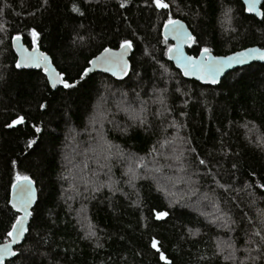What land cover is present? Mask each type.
I'll list each match as a JSON object with an SVG mask.
<instances>
[{
	"label": "trees",
	"instance_id": "16d2710c",
	"mask_svg": "<svg viewBox=\"0 0 264 264\" xmlns=\"http://www.w3.org/2000/svg\"><path fill=\"white\" fill-rule=\"evenodd\" d=\"M167 2L169 9L157 10L151 0H128L124 8L119 0H0V243L14 218L7 201L15 173L30 175L37 188L19 246L24 255L5 264H233L216 249L229 239L243 264H264L259 237L248 243L264 211V148L256 143L264 135V64L201 85L168 60L161 35L171 14L200 41L189 55L207 45L222 56L264 48V21L244 13L240 0ZM227 8L230 26L222 17ZM32 28L40 51L67 77L78 78L87 60L122 38L134 41L130 71L122 79L89 73L74 89L52 90L42 71L15 67L11 37L19 34L31 48ZM141 108L143 124L129 115ZM17 115L26 122L5 127ZM29 139L37 141L32 149ZM173 148L186 150V171ZM138 158L130 185L128 168ZM157 181L175 196L158 191ZM153 208L169 216L155 220ZM221 213L235 223L214 222ZM88 222L91 239L81 227Z\"/></svg>",
	"mask_w": 264,
	"mask_h": 264
},
{
	"label": "snow or ice",
	"instance_id": "6c2138e0",
	"mask_svg": "<svg viewBox=\"0 0 264 264\" xmlns=\"http://www.w3.org/2000/svg\"><path fill=\"white\" fill-rule=\"evenodd\" d=\"M127 3L128 0H119L120 8H124ZM151 3L157 10H166L170 7L167 0H151ZM242 4V11L244 13H248L254 18H259L261 21H264V2H262V0H242ZM72 11L80 13V9L77 8L75 4L72 6ZM232 11L231 8H227L222 12L223 22L229 24V26L232 21ZM80 15H83V13H80ZM163 29L161 35L164 37L165 55H167L169 59L175 60L177 67L181 70L184 76H194L196 79L211 85H218L220 83L221 75L226 68H230L233 65H243L253 59L264 61V48L260 47L244 48L240 51L231 52L228 55L218 56L213 54L211 47L204 45L199 48V55L189 56L185 54L184 46L187 45L188 47H192L193 45L200 43L197 36L193 35L181 20L173 18L171 14H169L167 19L164 20ZM29 35L31 36L30 49L20 43L21 36L19 34L11 37L12 47L16 50L18 57L15 59V67L20 69L22 67L27 68L32 66L42 69L47 78V83L52 89H57L58 87H62L65 90L74 89L80 81L84 80L90 72L97 68L102 69L106 73H110L113 77H117L118 79L127 76L130 71V64L128 59H126V56L134 48V41L131 39L122 38L118 43V47L115 49L112 47H103L98 55H94L92 59L86 61L87 65L90 67H84L78 78L73 79L67 77L64 71L57 70V68L53 66V61L49 56L40 51L38 47L40 33L35 28H32L29 31ZM168 37H171L176 43H168ZM76 39L81 42L85 41V38L79 35H77ZM39 107L45 109L46 104L41 103ZM143 112V108L139 111L130 109L129 115L133 121H138L143 124ZM25 122L24 116L17 115L10 121V123L6 124L5 127L12 128L16 125L24 124ZM93 122H95V120H93ZM244 127L247 128L248 125L245 124ZM35 130L36 132L41 131L39 127H36ZM249 131L251 132L252 129H249ZM256 143L259 147L264 148V135L257 137ZM36 144V140L29 139L27 142V148L32 149ZM172 151L173 159L180 162L179 170L186 171L187 167L190 166L186 165L183 159L186 150L180 149L177 151L176 148H173ZM187 151L194 153L195 149ZM138 159L140 160V163H137L134 167L132 164L135 162L132 161L128 168L127 175L129 176L128 183L130 185L138 178L136 168L143 162L142 158ZM197 159L200 165H206L204 159ZM12 163L15 165L16 161H13ZM233 167L235 168L236 166L233 165ZM155 171L160 172V167H156ZM168 179L171 180V177ZM190 179L191 177H189V180ZM33 185L34 181L32 177L19 171L15 173L14 178L11 180V198L8 199L7 204L10 205V208L14 213V218L12 219L9 229L6 231V242L0 244V264H4V260L7 257H17L18 255L23 257L24 255V251L21 248H14L13 246L19 245L21 240L25 237V233L29 232L27 224L29 217L33 216V211L30 209L33 208V204L37 199L36 189ZM259 187L264 189V184H260ZM157 190L165 192L166 195L175 196V193L169 192L167 187L161 185L159 181H157ZM204 198L207 199V195H205ZM213 207L219 211L217 205L214 204ZM151 211L155 220H163L169 216L168 211H160L155 208ZM86 219L87 218L85 217V220ZM213 219L214 222L217 220H223L221 226L226 228L229 227L230 224L235 223L231 217L224 213H221L220 216H216ZM259 225L260 229L254 230L251 233L248 243L254 242L251 237H259V246L264 247V211L260 212ZM81 227L85 230L84 238L91 239L96 236V231L94 230L95 226L91 222H88L86 225L81 224ZM191 234L194 235L195 233L192 232ZM151 247L157 252H160L158 241L155 238L151 241ZM216 249L226 261H232L233 264H243V262L236 256V252L239 249H237L235 242L232 239L218 240L216 243ZM160 259L166 260V257L162 252H160Z\"/></svg>",
	"mask_w": 264,
	"mask_h": 264
},
{
	"label": "water",
	"instance_id": "95a60500",
	"mask_svg": "<svg viewBox=\"0 0 264 264\" xmlns=\"http://www.w3.org/2000/svg\"><path fill=\"white\" fill-rule=\"evenodd\" d=\"M264 0H262V2H263ZM240 2L242 3V0H240ZM183 22V21H182ZM184 23V22H183ZM184 25H185V27L187 28V26H186V24L184 23ZM188 29V28H187ZM163 30L164 29H162V32H163ZM164 38V37H163ZM168 41L169 42H171V44H174V43H176V41L175 40H173L171 37H168ZM20 43L21 44H23L25 47H27V48H29L28 46H26L25 44H24V42H23V39H22V37H21V41H20ZM251 47H258V46H251ZM11 48H12V51H13V53H14V55H15V58H18L17 57V54H16V50L12 47V40H11ZM188 48V46L187 45H185L184 46V52H185V54L186 55H189L187 52H186V49ZM247 48H249V47H247ZM30 49V48H29ZM242 50V49H241ZM237 51H240V50H237ZM42 52V51H41ZM130 53H131V51L128 53V55L126 56V59H128L129 58V55H130ZM46 54V53H45ZM230 54V53H229ZM46 55H48V54H46ZM98 55V54H97ZM197 55H199V53L197 54ZM196 55V56H197ZM228 55V54H227ZM49 56V55H48ZM189 56H192V55H189ZM223 56V55H222ZM49 58H50V56H49ZM167 58H168V56H167ZM51 59V58H50ZM168 60L173 64V66L178 70V71H180L181 72V70L177 67V65H176V62H175V60H171V59H169L168 58ZM254 63H259V64H264V61H260V60H258V59H253V60H251V61H249L248 63H246V64H243V65H233L232 67H230V68H226L225 70H224V72L222 73V75H221V78H220V81L222 80V78L226 75V74H228L229 72H231V71H233V70H235V69H238V68H242V67H245V66H248V65H251V64H254ZM54 66V65H53ZM55 67V66H54ZM88 67H90L89 65H88ZM19 70H40V71H42V73L44 74V72H43V70L42 69H38V68H35V67H32V66H29V67H27V68H20ZM94 72H97V73H103V74H107V75H109V76H111V77H113L110 73H106V72H104L102 69H99V68H97V69H94L92 72H90V73H94ZM181 74H182V76H183V78L184 79H186V80H192V81H195V82H197V83H199V84H201V85H205V86H215V85H211V84H208V83H205L204 81H201V80H198V79H196V77H194V76H184L183 75V73L181 72ZM44 76H45V74H44ZM45 78H46V76H45ZM114 79H118L117 77H113ZM46 80H47V78H46ZM49 87H50V85H49ZM51 88V87H50ZM52 89V88H51ZM52 90H54V89H52ZM34 187H35V189H36V196H37V188H36V186H35V183H34V185H33ZM11 198V191H10V197H9V199ZM36 201H37V199H36ZM36 201L34 202V204H33V208H34V206H35V204H36ZM32 208V209H33ZM32 209H30V210H32ZM29 221H30V217H29ZM29 221H28V224H29ZM28 224H27V227H28ZM25 235H26V233H25ZM25 238V237H24ZM24 238L21 240V242H20V244L19 245H14L13 247L14 248H16V247H19L22 243H23V241H24ZM6 241H4L3 243H5ZM3 243H0V244H3ZM14 257H7V258H5V260H4V264L7 262V261H10V260H12Z\"/></svg>",
	"mask_w": 264,
	"mask_h": 264
},
{
	"label": "rangeland",
	"instance_id": "374dc122",
	"mask_svg": "<svg viewBox=\"0 0 264 264\" xmlns=\"http://www.w3.org/2000/svg\"><path fill=\"white\" fill-rule=\"evenodd\" d=\"M77 173V172H76Z\"/></svg>",
	"mask_w": 264,
	"mask_h": 264
}]
</instances>
